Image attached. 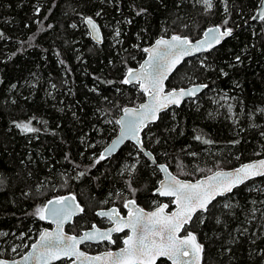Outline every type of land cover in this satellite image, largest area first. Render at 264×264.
Instances as JSON below:
<instances>
[{
  "label": "trees",
  "instance_id": "obj_1",
  "mask_svg": "<svg viewBox=\"0 0 264 264\" xmlns=\"http://www.w3.org/2000/svg\"><path fill=\"white\" fill-rule=\"evenodd\" d=\"M259 1L212 0L203 10L199 0H0V246L21 234L33 241L45 225L36 208L53 196L71 192L83 204L84 212L66 227L72 232L96 220L94 211L110 203L108 194L130 192L128 181L140 204L157 198L159 171L133 143L96 161L117 131L122 108L144 98L137 84L123 83L125 71L160 35L196 39L225 20L233 30L169 77V88L193 80L206 87L141 131L156 161L195 179L264 157V20H251ZM85 17L98 22L100 44L91 40ZM108 26L115 42L104 37ZM179 71L185 74L176 80ZM221 93L231 99L237 122L218 109ZM18 124L37 131L25 133ZM134 153L141 160L120 174ZM195 163L204 165L198 173L191 169ZM185 228L204 246L202 264H264V176L215 199ZM162 259L156 264H169Z\"/></svg>",
  "mask_w": 264,
  "mask_h": 264
},
{
  "label": "snow or ice",
  "instance_id": "obj_2",
  "mask_svg": "<svg viewBox=\"0 0 264 264\" xmlns=\"http://www.w3.org/2000/svg\"><path fill=\"white\" fill-rule=\"evenodd\" d=\"M203 3L206 5V10L213 7L212 0H203ZM259 18L264 20V6L260 10ZM87 23L91 26L93 33H98V28L91 17L87 18ZM227 23L228 21L225 20L224 24L227 25ZM116 35H119L118 31ZM231 35V28L221 30L220 26H216L207 29L205 39L197 41L195 45L187 37L173 35L170 39H157L154 46L145 48L144 51L149 53V59L141 65L139 70L129 68L123 83L138 82L143 91L149 95L150 102L141 104L138 109H123L124 116L116 121L121 126L119 139L105 149V152L100 155L96 162L105 159V156L110 154L118 144L123 143L125 139L135 140L143 150L139 132L146 127L147 122L156 120L157 114L162 109L167 108L168 105H178L182 98L194 96L202 87L173 89L165 93L163 82L167 79L168 74L176 68L184 56L190 55L192 51L210 49L213 44H219L223 37ZM236 59L239 60L240 57L237 56ZM229 110H231V105H229ZM17 127L25 133L37 131L30 124H18ZM196 139L199 140L201 137L197 136ZM204 143H211V141L205 140ZM159 168L161 171L167 172L165 165H159ZM254 176H264V160L242 165L233 172L217 171L207 177L206 180L196 183L182 181L168 174L166 181H161L160 187L156 191L162 196L174 198L173 202L177 207L175 212L166 214L167 204L158 206L155 211L144 212L143 209L136 206V201L131 199L124 204V207L128 209L126 219L120 217L116 208L98 212L97 215L108 217L109 220L113 221L115 227L103 232L95 229L93 232L85 233L80 238L65 236L62 231V224L75 214L73 208L80 212H84V208L75 204V197H60L55 201L49 200L44 207H38L35 214L41 220L53 219L57 223V231L55 233L43 232L39 242L32 246L35 256H25L23 259L25 262L35 259L36 264H41V262L42 264H49L50 260H59L61 256H75L79 259L83 253L79 252L77 245L83 240L95 238L111 240L112 232H120L124 228H128L132 234L123 241L125 247L121 248L118 254L107 252L103 256L87 257L86 259L103 261L104 264H156L157 258L167 257L172 261V264H200L204 246L197 241L193 232L186 230L185 226L192 221L193 214L198 209L206 211L216 196L231 192L234 187ZM0 183H2V179H0ZM127 184L129 189L135 193L136 189L132 187L131 181H128ZM182 230L186 231V235H179ZM0 264H9V262L0 260ZM12 264H18V262L13 261Z\"/></svg>",
  "mask_w": 264,
  "mask_h": 264
},
{
  "label": "water",
  "instance_id": "obj_3",
  "mask_svg": "<svg viewBox=\"0 0 264 264\" xmlns=\"http://www.w3.org/2000/svg\"><path fill=\"white\" fill-rule=\"evenodd\" d=\"M262 6H264V0H260L258 6H257V8H256V10H255V12H254V14H253V16H252L251 20H252L253 22H257V21L260 20L259 16H260V10H261ZM253 17H256V19H253ZM87 18H88V17H85V18L83 19V21H84L85 26H86V28H87L88 34H89L91 40H92L94 43H96V44H100L101 41H102V32H101L100 26H99L98 22H97L94 18L91 17V18L93 19V21L95 22L97 28H98V33H93V32H92V29H91V26L88 25V23H87ZM216 26H219V25L215 24V25H209V26H207V27L203 30V32L201 33V35H200L198 38H196V39H190L188 36L180 35V34H171V35H169V36H162V35H160V36L156 37V38L153 40V42H152L151 44H149V45H148L147 47H145V48H151L152 46H154V45H155V42H156L157 39H160V38L170 39L171 36H173V35H179V36H181V37H187L190 41H192V44L195 45L197 41H200V40H204V39H205V32L207 31V29H209V28H215ZM221 30H224V29H222V27H221ZM232 32H233V30H232ZM226 38H228V37H223V38L221 39V42H223ZM221 42H220V43H221ZM220 43H219V44H213V47L210 48V49H207V48H206V50L192 51L190 55L184 56L183 59L181 60V62L176 66V68H175L171 73L168 74L167 79H165L164 82H163V83H164V92H165V93H167L168 91L173 90V89H175V90H179V89H181V88H183V89H190V88H194V87H196V86H202V87H200V90H199L198 92H196V94H195L194 96H186V97L182 98L181 101H180V103H179L178 105H177V104H170V105H168L167 108L162 109V110L157 114L158 118H159V116H160V114H161L162 112H164V111L170 109L171 107H178V106H180V105L182 104V102H184L185 100L195 98V97H196V96H197V95H198V94H199V93L205 88V87H203V86L206 85L205 83H195V84H193V85H189V86H182V87H176V88H172V89H167L166 82H167V80L169 79V77L171 76V74H172V73H173V72H174V71H175V70H176V69L182 64L183 61H185V60H187V59H189V58L195 57V56H197V55H200V54H203V53H207V52L211 51L213 48H215V47H217L218 45H220ZM145 48H144V49H145ZM144 52H145V51H144ZM148 59H149V53L145 52V57L140 61V63H139L136 67H131V69L139 70L140 67H141V65L145 64V62H146ZM127 71H128V70H127ZM127 71H126V73H125V75H124V79H125V77H126ZM133 83L137 84L139 90L142 91V92L144 93V98H143V100H141V101H140L137 105H135V106L127 105V106L123 107L122 110H121V113L118 115L116 121L120 120L121 117L124 116V112H123V109H124V108L138 109L139 106H140L141 104H147V103L150 102V97H149V95L143 91V89L140 87V84H139L138 82H135V81H134ZM130 84H131V83H130ZM158 118H157V119H158ZM157 119H156V120H157ZM156 120L147 122L146 127H147L149 124L155 122ZM117 126H118V128H117V131H116L115 135L111 138V140H110L108 143H106V144L103 146V148L101 149L99 155H101L102 153H104V152H105V149H107V148H109L110 146H112V145H113V142H114V141H117V140L119 139L120 134H121V126H120L119 124H117ZM144 128H145V127H144ZM144 128H143V129H144ZM143 129H142V130H143ZM142 130H141V131H142ZM141 131L139 132V138H140V140H141V142H142L143 150H141L140 145H138V144L136 143L135 140L129 138V139H125V140L123 141V143L118 144L110 154H107V155L105 156V159L110 158L112 155L116 154V153L122 148V146H123L126 142H131V143H133V144L138 148V150L141 151V152L146 156V158H147V159H148L153 165H155V166L157 167V169H158V171H159L160 179L158 180L157 185H156V187H155L154 190H153V192H154L155 194H156V193L159 194V192H157L156 190H157V188L160 187V182H161V181H166L168 174H171L172 176H175L177 179L182 180V181H187V182L196 183L197 181H203V180H206L207 177L213 175V174H214L215 172H217V171L233 172L235 169L240 168L242 165L250 164V163H254V162H258L259 160H264V157H261V158H258V159L248 160V161H245V162L239 163L238 165H236V166H234V167H231V168H228V169H216V170H214V171H212V172H210V173H208V174H206V175L200 176V178H197V179L180 178V177H178L177 175H175V174L169 169V167L167 166V164H165L164 162H157V161H156V159H155L153 153H152L149 149H147V148L144 146V144H143V139H142V136H141ZM159 165H165V166L167 167V172H163V171H161L160 168H159ZM255 177H259V176H254V177H251V178L248 179V180H245L243 183H241V184L237 185L236 187H234V188L232 189V191H233L235 188H237V187L243 185L245 182H247V181H249V180H251V179H253V178H255ZM232 191H231V192H232ZM231 192L225 193L224 195H218V196L215 197V199H217V198H219V197L226 196L227 194H229V193H231ZM159 195H160V194H159ZM160 196L163 197V198H172V205H174V207H173L171 210H168V209H167L168 207H167V208L165 209V213H166V214H171L172 212H175V211L177 210V207H176L175 203L173 202V201H174V198H173V197L162 196V195H160ZM60 197H75V204H78V205L82 208V205H81V203L79 202V200L77 199L76 195L73 194V193H71V192L64 193V194H62V195H58V196H53V197L47 199V200L44 202L43 207H44L45 205H47V203H48L49 200L55 201L56 199H58V198H60ZM131 199H133V198H130V199H128V200H131ZM215 199H213V200L211 201V203H212ZM128 200H127V201H128ZM134 200H135V199H134ZM127 201H126V202H127ZM135 201H136V200H135ZM126 202H125V203H126ZM69 203H72V202L69 201ZM125 203H124V204H125ZM211 203H210V204H211ZM164 204H167V203H166L165 201H162V202H161L159 205H157L156 207H154V208H152V209H146V208H143V207H142L139 203H137V201H136V206L139 207V208H141V209H143L144 212H152V211H155L156 208H157L158 206H161V205H164ZM210 204H209V205H210ZM167 205H168V204H167ZM209 205H208V207H209ZM208 207H207V208H208ZM112 208H115V207H110V208H105V209H98V210L96 211V213L101 212V211H109V210L112 209ZM116 209H117V208H116ZM73 211H74L75 214H73L69 219L65 220V221L63 222V224H62V231H63V233H64L65 236H75V237H77V238H80V237L84 236L85 233H90V232H93L95 229H99V228L94 224V225H93L92 227H90L89 229L82 230V231H81L80 233H78V234L67 231V230H66V226L69 225V224H71L72 221H73V219H74L75 217H77V216H80V214L82 213V212H80L78 209H75V208H73ZM198 212H205V211H203V210H199V209H198V210L193 214V217H194L195 214H197ZM46 215H47V214H46ZM127 216H128V211H127ZM127 216H126L124 219H126ZM192 219H193V218H192ZM43 222L46 223V224H48V225H50V226H44V227L41 229L40 233H39V234L37 235V237L35 238V240H33V241L30 243L29 247H28L23 253H21L19 256L15 257V258H12V259H10V258H8V257H5V258H4V257H0V260L8 261L9 264H12L13 261L18 262V264H36L35 259H30V260H28L27 262H25L23 258H24L25 256H35V252H34V249H33L32 246H33L34 244H37V243L39 242V240H40V236H41V234H42L43 232L47 231V232H49V233H55V232L57 231V223H55V222L53 221V219H51V218H46V219L43 220ZM113 227H115V225L112 226V227H109V228H104V229H99V230L103 232V231H107L108 229L113 228ZM124 229H126V228H124ZM127 229H128V228H127ZM128 230H129V233H128L127 236H129V235L132 234V233H131V230H130V229H128ZM183 231H184V230H182V231L179 233L180 236H184V235H186V233L182 234ZM189 231H190V232H193V233L195 234L194 231H191V230H189ZM195 235H196V234H195ZM127 236H126V237H127ZM126 237H125V239H126ZM196 237H197V235H196ZM125 239H124V240H125ZM100 240H101V239H98V238L91 239V240H87V239H86V240H83L81 243H79V244L77 245V248H78L79 252L83 253V256L80 257L79 259H78L77 257H75V256H72V257H63V256H61V259H64V258H68V259H70V261H69L67 264H73V261H75V264H104L103 261L88 260V259H86V258H87V257L103 256V255H104L105 253H107V252H112V253H114V254H118L119 251H120V249L123 248V247H125V245H123L122 247L117 248V249L105 250V251H102V252L100 251V252H96V253H94V252H88V251L84 250L82 247H80V246H81L83 243H85V242H94V243H97V242L100 241ZM197 241H198L199 243H201V242L198 240V238H197ZM201 244H202V243H201ZM202 245H203V244H202ZM202 256H203V253L201 254L200 264H202ZM159 258H160V257H159ZM161 258H165L168 262H170V263L172 264V261L169 260L167 257H161ZM185 259H187V258H185ZM55 261H57V260H50V261H49V264L54 263ZM41 264H42V262H41Z\"/></svg>",
  "mask_w": 264,
  "mask_h": 264
},
{
  "label": "rangeland",
  "instance_id": "obj_4",
  "mask_svg": "<svg viewBox=\"0 0 264 264\" xmlns=\"http://www.w3.org/2000/svg\"><path fill=\"white\" fill-rule=\"evenodd\" d=\"M199 2L201 3V4H203L204 5V7H203V10L206 8V5L203 3V0H199ZM260 2V1H259ZM84 19V18H83ZM213 25H215V24H213ZM217 25H219L220 27H222V29H225V28H230V27H228V26H225L224 24H222V25H220V24H217ZM209 26V25H208ZM101 32H102V39H103V31L101 30ZM114 35H115V30L112 28V27H109L108 26V28H105V35H104V37H106L109 41H113V42H115L116 41V37H114ZM180 35H182V34H180ZM169 36V35H168ZM102 42V41H101ZM147 47V46H146ZM199 58H202V56H200ZM128 70V69H127ZM126 70V71H127ZM126 71H125V73H126ZM125 73H124V75H125ZM185 74V72L184 71H179L178 73H177V75L175 76V79L177 80V79H179V78H181L182 79V77H183V75ZM169 80V79H168ZM168 80H167V82H168ZM167 82H166V86H167ZM196 83V81L195 80H193V81H190L189 83H187V85H185V86H189V85H193V84H195ZM180 87H182V86H180ZM172 88H176V87H171V88H169V87H167V89H172ZM142 92V91H141ZM208 93V96H210V97H212V99H213V97H214V95L213 94H211V92L209 91V92H207ZM218 100H221L222 101V104L221 105H217L218 106V109L219 110H221L225 115H227V119L228 120H232V121H234V122H237L238 121V117H237V115L236 114H234V112L232 111L233 110V108H232V106H231V110H229V105H231V103H232V101H231V99L225 94V93H221L220 94V96H219V99ZM213 101H214V103H216L215 102V99H213ZM217 104V103H216ZM131 156V159H133V161H132V165H131V163H127V162H129V161H127V162H124V163H122L120 166H119V173L120 174H123V173H126L127 175L133 170V168H134V166L141 160V157L138 155V154H136V153H134V154H131L130 155ZM97 160V158H95V161ZM204 165H198L197 163H195L194 165H193V167L191 168V169H194V168H196L195 169V172L194 173H198V172H200V169L199 168H202ZM157 168V167H156ZM174 170L175 171H177L178 173H176V172H173L174 174H176L178 177H180V178H187L188 179V177H186L185 175H181L180 173H183L182 172V170H180V168L179 167H175L174 166ZM215 170V169H214ZM213 170V171H214ZM188 171V170H187ZM180 172V173H179ZM208 173V172H207ZM209 173H210V171H209ZM204 175H206V174H204ZM203 176V175H202ZM246 183V182H245ZM244 183V184H245ZM254 184H252V186H253ZM133 192L132 191H130L129 192V190L128 189H126V190H119L118 192H115V193H111V194H108L107 195V197H106V200H109V202L111 203V202H116V201H124V200H127V199H129V198H134V199H136L135 197H134V194H132ZM155 195V194H154ZM132 196V197H131ZM157 196V195H156ZM153 200L151 201V203H150V206L149 207H145V206H143L142 204V206L143 207H145L146 209L147 208H152V207H154V206H156V205H158L161 201H165L168 205L170 204H172V198H160V197H158L157 196V198L156 199H154V198H152ZM168 202H170V203H168ZM108 203V202H107ZM221 204H223V206H225L226 205V199H224V200H222V202H221ZM39 206V205H38ZM39 207H43V205H40ZM38 208V207H37ZM36 208V209H37ZM97 211V210H96ZM95 211V212H96ZM45 225L44 226H50V225H48V224H46V223H44ZM43 226V225H42ZM41 230V229H40ZM78 232H80V231H78ZM78 232H73V233H78ZM40 233V231L38 232V234ZM37 234V235H38ZM32 237H33V235H29V236H26L25 237V240L23 241V238H24V234H21V235H19L18 237H12V238H10L6 243H2L1 244V246H0V257H8V258H10V259H12V258H15V257H17V256H19L21 253H23L24 251H23V249L24 248H26L27 247V245L29 244L30 245V243L32 242H28L29 240H31L32 239ZM37 237V236H36ZM35 237V238H36ZM35 238H34V240H35ZM29 245H28V247H29ZM10 247V248H9ZM27 247V248H28ZM6 248H9V251H8V254H6V251H4ZM13 249H15V251H13ZM93 252V251H92ZM66 261V259H64L63 260V262L62 263H64Z\"/></svg>",
  "mask_w": 264,
  "mask_h": 264
},
{
  "label": "flooded vegetation",
  "instance_id": "obj_5",
  "mask_svg": "<svg viewBox=\"0 0 264 264\" xmlns=\"http://www.w3.org/2000/svg\"><path fill=\"white\" fill-rule=\"evenodd\" d=\"M153 194H155L153 192ZM155 195H157L158 197L160 198H163L161 197L158 193H156ZM78 199V198H77ZM130 199V198H129ZM134 199V198H133ZM128 200V199H127ZM127 200H122L121 202L120 201H116V202H111V203H108V204H105V205H102L98 208L95 209L98 210V209H105V208H110V207H115L117 208V210L119 211V215L121 218H125L127 216V211L128 209H126L124 207V203L127 201ZM164 201V200H163ZM80 202V201H79ZM162 202V201H161ZM160 202V203H161ZM81 203V202H80ZM137 203H139L137 201ZM159 203V204H160ZM140 204V203H139ZM158 204V205H159ZM82 205V208H83V204L81 203ZM141 205V204H140ZM143 206H145L144 204H142ZM141 205V206H142ZM142 206V207H143ZM150 206V205H149ZM149 206H145V207H149ZM157 206V205H156ZM154 206V207H156ZM172 207L169 208V205H168V210H171L174 205L171 204ZM143 207V208H145ZM152 207V208H154ZM152 208H147V209H152ZM94 211L95 213V216H96V220L93 221L89 226L85 225L84 228H82L80 230V232L82 230H85V229H89L90 227H92L94 224L99 228V229H104V228H109V227H112L115 225V223L111 220L108 219V217H104V216H100V215H97V213ZM78 217V216H77ZM76 218V217H75ZM74 218V219H75ZM73 219V220H74ZM68 226V225H67ZM66 226V227H67ZM67 231H69L68 229H66ZM69 232H72V231H69ZM78 232V233H80ZM73 233V232H72ZM76 233V234H78ZM129 233V230L126 228V229H123V231H120V232H112L111 234V240H108V239H101L100 241H98L97 243H94V242H85L83 243L80 247H82L84 250L88 251V252H102V251H105V250H112V249H117V248H120L124 245L123 241L125 239V237L128 235ZM186 233V231H183L182 234ZM60 260L62 259H59L57 261H55L54 263H51V264H57L58 262H60ZM158 260H163L161 257L160 258H157L156 260V263ZM70 261V259H67V262L66 264ZM167 261V260H166ZM168 262V261H167ZM169 264H171L170 262H168Z\"/></svg>",
  "mask_w": 264,
  "mask_h": 264
},
{
  "label": "bare ground",
  "instance_id": "obj_6",
  "mask_svg": "<svg viewBox=\"0 0 264 264\" xmlns=\"http://www.w3.org/2000/svg\"><path fill=\"white\" fill-rule=\"evenodd\" d=\"M198 178H200V177H198ZM195 179H197V178H195ZM165 259V258H164Z\"/></svg>",
  "mask_w": 264,
  "mask_h": 264
}]
</instances>
